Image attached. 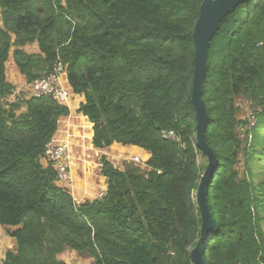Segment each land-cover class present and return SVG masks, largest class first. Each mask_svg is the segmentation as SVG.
I'll use <instances>...</instances> for the list:
<instances>
[{
    "label": "trees",
    "instance_id": "trees-1",
    "mask_svg": "<svg viewBox=\"0 0 264 264\" xmlns=\"http://www.w3.org/2000/svg\"><path fill=\"white\" fill-rule=\"evenodd\" d=\"M201 2L0 0V225L12 228L15 245L1 264H68L60 258L67 251L89 264H192L201 225L194 194L206 166L190 101ZM10 59L28 96L8 80ZM57 62L71 92L84 97L78 113L93 125L94 148L150 153L144 166L123 168L101 156L107 187L81 203L43 163L70 110L30 96ZM241 99L250 105L244 118ZM202 100L205 140L219 161L204 262L264 264V0L220 19Z\"/></svg>",
    "mask_w": 264,
    "mask_h": 264
},
{
    "label": "water",
    "instance_id": "water-1",
    "mask_svg": "<svg viewBox=\"0 0 264 264\" xmlns=\"http://www.w3.org/2000/svg\"><path fill=\"white\" fill-rule=\"evenodd\" d=\"M246 0H202L199 5L198 18L193 27L194 68L191 85V105L196 120L195 144L206 159V166L199 179L194 194L195 205L199 212L201 225L200 236L190 251L192 264H205L202 252L211 240L214 227L213 217L207 202L208 188L213 180L219 161L205 140V128L208 121L206 106L202 100V82L207 71V54L210 40L214 35L221 18L231 9Z\"/></svg>",
    "mask_w": 264,
    "mask_h": 264
},
{
    "label": "crops",
    "instance_id": "crops-1",
    "mask_svg": "<svg viewBox=\"0 0 264 264\" xmlns=\"http://www.w3.org/2000/svg\"><path fill=\"white\" fill-rule=\"evenodd\" d=\"M60 82L62 87L71 93L66 102L70 113L68 116L59 119L54 139L68 144L71 194L77 203H81L97 198L107 187V179L101 175V157H98L102 150L109 147L117 150L125 149L124 153L134 155L132 160L134 157H138L144 163L150 158V153L138 146H123L118 143H113L102 150L94 148L92 144L93 125L87 117L77 113L80 104L84 102V97L71 92L66 74L61 76Z\"/></svg>",
    "mask_w": 264,
    "mask_h": 264
},
{
    "label": "built area",
    "instance_id": "built-area-1",
    "mask_svg": "<svg viewBox=\"0 0 264 264\" xmlns=\"http://www.w3.org/2000/svg\"><path fill=\"white\" fill-rule=\"evenodd\" d=\"M64 74H66L65 69L60 62H57L51 74L35 81L30 86V96L33 98L49 96L59 104L66 105L71 93L61 85L60 78ZM251 123H253V120ZM67 148V143L58 142L53 138L46 144L44 160L55 169L58 178L57 182H60L65 187H71L70 155L67 152ZM133 161L140 163L138 157H134ZM102 196L103 193L99 194L98 197Z\"/></svg>",
    "mask_w": 264,
    "mask_h": 264
},
{
    "label": "rangeland",
    "instance_id": "rangeland-1",
    "mask_svg": "<svg viewBox=\"0 0 264 264\" xmlns=\"http://www.w3.org/2000/svg\"><path fill=\"white\" fill-rule=\"evenodd\" d=\"M30 50L31 51L36 50V47H32ZM6 68H7L8 80L17 86V91L19 93L22 92L24 96H28V93H27L28 87H27L25 81L20 76V74L16 71L15 65L11 59L8 61ZM239 104L242 107V114H241L242 118L247 117V115L250 113L249 102L245 99H241V100H239ZM77 113H78V111H77ZM251 121H252V118H251ZM251 126H252V123L250 122L248 124V127H251ZM111 148L112 147H109L106 150H102V153H99L98 157L100 158L101 156H105L114 166H116L118 168H123V162H134L132 160V157L134 155L127 153V152L124 153L121 150L111 149ZM43 163L47 164L48 162H46L43 159ZM134 163H136V162H134ZM198 163L201 165L206 164L205 157H203L202 155H199ZM136 164H139L141 166L145 165V163L143 161H140V163H136ZM58 184L60 185L61 183L58 182ZM63 187H65V186H63ZM66 188L70 191V193H72L71 187H66ZM10 229H12V228H6V227L0 225V264H1L2 260L4 259L5 252L7 250H13L15 247L14 240L7 235V230H10ZM60 258L65 260L68 264H89L91 262V260H89V259L78 258L76 256V254L71 252V251L65 252L64 254H62L60 256Z\"/></svg>",
    "mask_w": 264,
    "mask_h": 264
}]
</instances>
